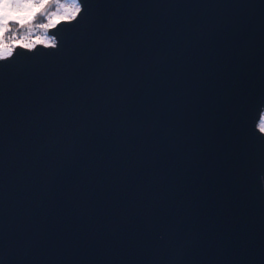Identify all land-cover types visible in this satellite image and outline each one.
I'll list each match as a JSON object with an SVG mask.
<instances>
[{
    "label": "water",
    "instance_id": "95a60500",
    "mask_svg": "<svg viewBox=\"0 0 264 264\" xmlns=\"http://www.w3.org/2000/svg\"><path fill=\"white\" fill-rule=\"evenodd\" d=\"M0 56V264H264V0H78Z\"/></svg>",
    "mask_w": 264,
    "mask_h": 264
},
{
    "label": "rangeland",
    "instance_id": "374dc122",
    "mask_svg": "<svg viewBox=\"0 0 264 264\" xmlns=\"http://www.w3.org/2000/svg\"><path fill=\"white\" fill-rule=\"evenodd\" d=\"M37 2L39 3L40 0H37ZM53 2L55 8L47 14L49 23H43L46 25L45 27H42V23L36 25L33 24L32 21L22 26L21 29H12L10 34L7 32L0 38V56L9 54L14 49L15 44H27L29 46H33L40 42L47 44L53 38V35L48 31L49 26L55 22L56 19L58 21L61 18L73 16L76 9L79 8L78 0H54ZM39 28H41V30ZM8 36H10V41L8 40Z\"/></svg>",
    "mask_w": 264,
    "mask_h": 264
},
{
    "label": "snow or ice",
    "instance_id": "6c2138e0",
    "mask_svg": "<svg viewBox=\"0 0 264 264\" xmlns=\"http://www.w3.org/2000/svg\"><path fill=\"white\" fill-rule=\"evenodd\" d=\"M47 0H0V38L9 31L12 23L21 26L31 23L46 7ZM80 11L79 8L76 9ZM68 19V17H64ZM46 25H42L44 27ZM29 47V45H24Z\"/></svg>",
    "mask_w": 264,
    "mask_h": 264
},
{
    "label": "trees",
    "instance_id": "16d2710c",
    "mask_svg": "<svg viewBox=\"0 0 264 264\" xmlns=\"http://www.w3.org/2000/svg\"><path fill=\"white\" fill-rule=\"evenodd\" d=\"M53 1L54 0H47L46 7L44 8V10L39 15L36 16V18L33 20V24H36V25L38 24L39 25L40 23H42L41 25H44L45 23L46 24L49 23V18L47 16V14L50 13V11L55 8V4H54ZM56 21H57V19L50 26H52L53 24H55ZM14 28L21 29L22 26L19 25V24H16V23L10 24L9 25V31H8V33L10 34L11 31H12V29H14ZM39 29L41 30V28H39ZM8 40L10 41V36H8ZM258 124L264 130V108L262 110L261 117H260V119L258 121Z\"/></svg>",
    "mask_w": 264,
    "mask_h": 264
},
{
    "label": "built area",
    "instance_id": "2783aa9c",
    "mask_svg": "<svg viewBox=\"0 0 264 264\" xmlns=\"http://www.w3.org/2000/svg\"><path fill=\"white\" fill-rule=\"evenodd\" d=\"M77 13V11L74 13V15ZM73 15V16H74ZM72 17V16H71ZM56 43V37L53 35V38L47 43V44H55Z\"/></svg>",
    "mask_w": 264,
    "mask_h": 264
}]
</instances>
